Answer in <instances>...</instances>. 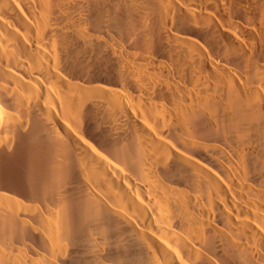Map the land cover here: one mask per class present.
<instances>
[{
    "label": "bare ground",
    "instance_id": "obj_1",
    "mask_svg": "<svg viewBox=\"0 0 264 264\" xmlns=\"http://www.w3.org/2000/svg\"><path fill=\"white\" fill-rule=\"evenodd\" d=\"M0 264H264V0H0Z\"/></svg>",
    "mask_w": 264,
    "mask_h": 264
}]
</instances>
